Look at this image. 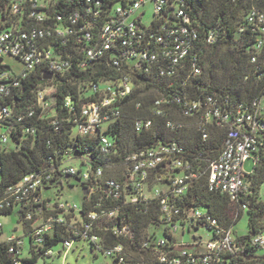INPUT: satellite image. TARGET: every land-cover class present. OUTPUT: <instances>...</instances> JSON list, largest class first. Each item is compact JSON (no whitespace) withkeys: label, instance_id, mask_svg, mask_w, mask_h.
Returning <instances> with one entry per match:
<instances>
[{"label":"built area","instance_id":"built-area-1","mask_svg":"<svg viewBox=\"0 0 264 264\" xmlns=\"http://www.w3.org/2000/svg\"><path fill=\"white\" fill-rule=\"evenodd\" d=\"M190 2L197 0H0V149H15L17 138L36 135L38 119H47L56 130L59 86H84L80 87L83 97L91 99L80 101V93L78 102L69 94L62 96L59 109L67 116L61 119L71 118L72 137L96 141L97 156H115L116 141L105 131L119 119L117 104L138 86V75L184 87L202 72L200 56L212 43L213 34L208 31L200 35L188 11ZM148 4L152 5V17L145 21ZM245 30L254 37L250 60L256 63L259 56L264 59V8L255 4L249 7L238 28L241 33ZM7 58L18 62L17 71L11 69ZM259 70L261 67L256 68ZM28 83L27 91L22 90ZM175 103L182 117L196 119L202 140L208 138L210 126L226 130L220 152L206 167L207 190L225 195L237 211L244 212L246 205L239 200L250 191L242 164L248 159L255 163L264 154V97L239 103L232 110L211 94L202 99L186 94L180 99L159 97L153 114L165 117L170 131L184 127L183 122L168 118L164 110ZM150 126L149 118H138L133 124L137 134ZM184 154V148L174 141L139 148L124 158L120 180L104 178V166L92 163L86 155L76 157L79 167L67 164L75 157L66 155L60 163L50 161L47 167L1 191L0 212L8 208L23 212V220L31 221L23 232L35 249L44 245L46 236L51 237L55 226H63L67 233L62 242L65 250L75 240H84L92 250L121 263L123 246L105 247L97 230L112 236L126 235L130 222L117 218L121 208L154 200L163 228L170 235L158 238L153 246L159 263L219 264L222 255L236 252L243 244L231 228L218 225L200 207L181 206L188 188L202 173ZM63 178L77 179L89 196L99 193L96 209L82 215L76 203L44 195ZM104 199L116 205L109 207ZM75 214L80 222L72 219ZM200 229L206 235L197 233ZM178 230L182 234L194 230L192 241L178 242ZM172 237L177 243L173 249H166ZM5 241L10 243L9 251L21 258L22 237L10 236ZM246 241L263 247L264 231ZM52 253V247L46 251L49 256Z\"/></svg>","mask_w":264,"mask_h":264},{"label":"trees","instance_id":"trees-1","mask_svg":"<svg viewBox=\"0 0 264 264\" xmlns=\"http://www.w3.org/2000/svg\"><path fill=\"white\" fill-rule=\"evenodd\" d=\"M252 4L264 8V0L190 2L188 11L200 35L204 36L208 31L213 34L212 43L207 44L200 56L202 72L198 77L189 79L184 87L167 86V80L138 75L140 77L137 81L138 86H134L132 93L117 104L120 111L119 119L110 124L105 131L117 144V154L112 158L97 156L95 140L87 137H72L71 118L69 121L61 119L67 116L65 110L59 109L62 96L69 94L74 102H78V93H80L82 97L80 101L91 99L83 97V90L80 87L84 86L79 88L78 86H59L56 92V109L59 118L57 129L55 130L47 119H38L36 135L17 138L16 142L19 144L15 146V149H0V192L17 183L23 176L47 167L50 161L60 163V159L66 155L70 157L74 155L75 158L86 155L92 163L104 166V178L114 177L120 180L121 165L128 154L158 142L174 141L184 148V155L193 164L199 165L198 169L202 172L183 196L181 206L200 207L215 219L218 225L226 229L231 228L237 241L243 244L236 252L222 255L219 264H264V252L260 251L262 247L246 241L253 234L264 229V203L256 200L259 185L264 180V154L254 163L253 170L245 174L250 193L239 200L246 205V210L237 211L235 205L231 204L225 195L207 190L206 167L208 162L215 159L220 152L226 130L210 126L208 138L202 140L197 130L196 119L182 117L179 114V105L176 103L171 109L165 107L164 110L168 118L183 122L184 127L180 130H168L165 126L166 118L153 114L158 96H175L176 99H180L181 95L186 94L191 99H202L203 95L211 94L229 110L239 103L249 104L255 98L264 97V59L259 56L256 63L251 62L250 49L254 37L247 30L242 33L238 31L243 23L244 14ZM222 48L225 52L219 56L218 53ZM257 67H261L260 76L256 71ZM29 86V83L25 84L22 90L27 91ZM20 93L21 91L19 96H21ZM224 100L227 102H223ZM38 114L37 111L36 115ZM138 118L151 119V126L137 134L133 124ZM18 136H20L19 133ZM199 154L200 160L197 159ZM63 179L58 183H62ZM64 181L71 185L70 179H64ZM99 197L97 192L91 193L90 196L88 193L84 194L81 214L85 215L88 211L96 209L94 204ZM104 200L109 207L113 208L116 205L114 201ZM12 211L13 209L8 208L0 214H10ZM16 212L22 220L23 230L26 233L31 221L23 220L22 211L16 210ZM243 213L247 216V232L236 234L233 226ZM121 217L126 222H130V230L126 235L112 236L104 233L101 228L97 230V233L103 237L105 247L123 246L125 254L123 262L119 263L117 259H113L111 264H161L156 259L153 249L156 240L160 238L156 236V231L161 230V237L170 238V235L163 228L164 223L156 201L152 200L148 204L138 203L134 207H122L117 218ZM148 228H151V231L146 235ZM66 238L67 233L64 227L55 226L51 237L46 236L42 247L35 249L33 245H29V256L24 258H18L9 251V242L0 241V264H15L17 261H20V264H34L38 258L48 257L46 251L59 242L62 243ZM175 243L177 241L172 237L166 249H173Z\"/></svg>","mask_w":264,"mask_h":264},{"label":"rangeland","instance_id":"rangeland-1","mask_svg":"<svg viewBox=\"0 0 264 264\" xmlns=\"http://www.w3.org/2000/svg\"><path fill=\"white\" fill-rule=\"evenodd\" d=\"M146 13L144 15V20L148 21L152 17V5L148 4L146 6ZM225 52V49L222 48L219 51V56ZM5 61L10 65L13 71H17L19 69L18 62L14 59L7 58ZM159 98V96H158ZM11 146V143H8ZM74 157V155H71ZM67 164H71L72 166L79 167L80 160L77 158H72V160H68ZM254 161L252 159L246 160L242 164V171L245 174H249L253 170ZM71 185H68L64 180L62 183L55 184L45 191L44 195L48 196L51 200H57V198L61 200L71 201L76 203L78 206H81L83 201V191L84 188L82 185L73 182L70 180ZM88 193V190L85 194ZM264 203V180L259 185L257 199ZM72 219L76 222H80V216L73 215ZM0 241L7 240L10 236L13 237H22L23 244L20 249V257H28V249H29V240L28 237L24 235L23 223L21 218L16 212V209L12 211L10 214H0ZM234 233L236 234H244L247 232V216L245 213L238 219V221L233 226ZM151 231V228L146 230L145 234L147 235ZM264 231V229H263ZM197 233H202L206 235L204 231L201 229L198 230ZM195 234L194 230H185L182 234L181 230H178L175 233V237L178 242H182L188 244L192 241V236ZM156 236L161 237L162 232L160 229H157ZM52 255L48 257H40L34 264H111L112 259L108 256H105L100 251H95L91 249V246L88 242L84 240H75L70 249L65 250L61 242L54 245ZM261 252H264V246L260 249Z\"/></svg>","mask_w":264,"mask_h":264},{"label":"water","instance_id":"water-1","mask_svg":"<svg viewBox=\"0 0 264 264\" xmlns=\"http://www.w3.org/2000/svg\"><path fill=\"white\" fill-rule=\"evenodd\" d=\"M46 78H49L50 77V75H46L45 76ZM76 182H78V180L77 179H74ZM85 192H86V189L84 188V191H83V194H85Z\"/></svg>","mask_w":264,"mask_h":264}]
</instances>
